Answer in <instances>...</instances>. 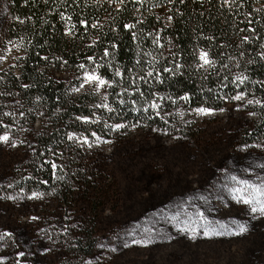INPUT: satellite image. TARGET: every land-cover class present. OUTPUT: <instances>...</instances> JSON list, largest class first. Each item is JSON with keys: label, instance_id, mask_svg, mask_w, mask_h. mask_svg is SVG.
I'll list each match as a JSON object with an SVG mask.
<instances>
[{"label": "trees", "instance_id": "1", "mask_svg": "<svg viewBox=\"0 0 264 264\" xmlns=\"http://www.w3.org/2000/svg\"><path fill=\"white\" fill-rule=\"evenodd\" d=\"M5 2L3 45H15L21 56L0 71V97L20 104L12 112L15 126L31 128L41 117L51 125L35 138L37 164L15 187L59 193L67 202L69 136L111 139L135 127L185 132V117L195 109H224L239 93L253 101L246 108L259 119L245 144L264 140V0ZM201 52L213 63L201 66ZM93 71L107 83L82 90L85 73ZM239 76L247 77L244 83ZM9 102L1 101L2 113ZM96 246L88 231L75 241L74 257H90ZM21 252L16 264H23Z\"/></svg>", "mask_w": 264, "mask_h": 264}, {"label": "rangeland", "instance_id": "2", "mask_svg": "<svg viewBox=\"0 0 264 264\" xmlns=\"http://www.w3.org/2000/svg\"><path fill=\"white\" fill-rule=\"evenodd\" d=\"M8 14L0 0V71L21 56L15 45H3ZM91 86L101 87L91 81L82 90ZM246 102L233 100L211 115L193 112L185 132L135 127L111 139L87 138L91 146L71 136L63 161L72 178L67 202L59 193L15 187L37 164L35 138L51 125L41 117L31 128L15 126L20 104L10 101L7 115L0 107V135L10 137L0 143V262L16 264L21 250L23 264H264V216L238 198L264 202V191L239 183L264 185V140H243L259 121ZM88 231L95 252L77 259L75 241ZM142 240L147 246L134 243Z\"/></svg>", "mask_w": 264, "mask_h": 264}, {"label": "snow or ice", "instance_id": "3", "mask_svg": "<svg viewBox=\"0 0 264 264\" xmlns=\"http://www.w3.org/2000/svg\"><path fill=\"white\" fill-rule=\"evenodd\" d=\"M120 2L123 3V0H120ZM181 2H183V0H181ZM221 4L222 5H232L233 4V0H221ZM168 19L171 20L172 17H168ZM81 23H83V22H81ZM126 27H131V26L126 25ZM245 39H247V38H245ZM6 54L7 53H5V55ZM104 54L107 56L108 55L107 51ZM199 58L202 61V65L201 66L209 65V64L213 63L212 61H210L207 58V53L201 52ZM3 59H4V55H0V61H2ZM80 67L84 68V65H80ZM177 67L179 68L180 66L177 65ZM165 71H170V70L169 69H165ZM119 74L120 73L117 72V75H119ZM148 75H151V73H148ZM246 79H247V77H243V76L237 77V80H239V82L241 84L244 83V81ZM84 80H85L86 83L87 82H91V81H95L96 85H97V88H99L100 86H103V85H105L107 83V81H105L101 77L97 76L94 71H93L92 74H88L86 72ZM81 87H83V84H81ZM243 98H244V94L243 93H239V94L234 95L232 97V99L236 100V101L242 100ZM180 99H182L184 101H188L189 97L187 95H184V96L180 97ZM252 103H253L252 100H248V104H252ZM256 103L259 104L260 102L256 101ZM151 107L153 109H155V108L158 107V105L153 104V105H151ZM237 110H239V109H237ZM195 111H196L197 114H200V115H211V114H214V110L213 109L205 108V107L197 108V109H195ZM220 111H224V109H220ZM5 115H7V113ZM3 127L7 128V125H4ZM113 127L118 130L119 128L125 127V125L117 124V125H114ZM93 135H95V134H93ZM69 139H72V137L69 136ZM96 139H97V141L100 140L99 137H97ZM8 142H10V137L7 134V132H5V134H3V135H0V143H8ZM104 142L105 143H109L110 141H104ZM82 143L88 144L89 146H91V144H90V142H89V140L87 138H83L82 139ZM11 145L13 147H15L16 146V142L15 141H11ZM51 167L53 169H56L57 165L54 162H52L51 163ZM259 167H264V165H259ZM232 180L235 181L236 177L233 176ZM239 183L243 184L245 186V188L251 189L252 193H255V194H259L261 191H264V185H261V186L253 185V184H250L246 180L240 181ZM9 198L11 199V197H9ZM238 198L241 199L243 201V203H245L247 205H251V212L252 213H257L258 212L261 216H264V202H261V200L258 199L256 195L250 194L248 196V198H244L243 196H240ZM32 219H36V217H33ZM221 227H223V226H221ZM237 228H238V233L237 234H243V233H245L247 231L246 226L243 225V224L238 225ZM4 235H9V234L8 233H4ZM205 235H208V231L207 230L205 231ZM148 242L149 241H147V240L134 241V243L141 244L143 246H147ZM125 246H127V245H125ZM19 256L23 257L24 253L23 252L19 253ZM0 264H2V262H0Z\"/></svg>", "mask_w": 264, "mask_h": 264}, {"label": "flooded vegetation", "instance_id": "4", "mask_svg": "<svg viewBox=\"0 0 264 264\" xmlns=\"http://www.w3.org/2000/svg\"><path fill=\"white\" fill-rule=\"evenodd\" d=\"M17 249H18V248H17ZM17 249H16V250H17ZM15 260L17 261V254H15Z\"/></svg>", "mask_w": 264, "mask_h": 264}]
</instances>
